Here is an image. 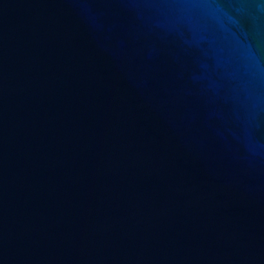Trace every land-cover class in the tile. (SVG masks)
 Listing matches in <instances>:
<instances>
[{
	"label": "water",
	"instance_id": "95a60500",
	"mask_svg": "<svg viewBox=\"0 0 264 264\" xmlns=\"http://www.w3.org/2000/svg\"><path fill=\"white\" fill-rule=\"evenodd\" d=\"M0 264H264V0H0Z\"/></svg>",
	"mask_w": 264,
	"mask_h": 264
}]
</instances>
